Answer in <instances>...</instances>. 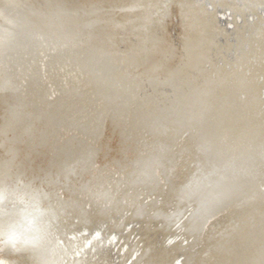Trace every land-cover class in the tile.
<instances>
[{"label": "clouds", "instance_id": "obj_1", "mask_svg": "<svg viewBox=\"0 0 264 264\" xmlns=\"http://www.w3.org/2000/svg\"><path fill=\"white\" fill-rule=\"evenodd\" d=\"M25 183L21 177L0 182V253H31L36 264H64L67 249L55 235L54 212ZM0 264L11 262L0 255Z\"/></svg>", "mask_w": 264, "mask_h": 264}]
</instances>
